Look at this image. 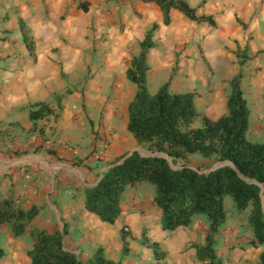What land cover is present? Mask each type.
<instances>
[{"label":"crops","instance_id":"0c3cea01","mask_svg":"<svg viewBox=\"0 0 264 264\" xmlns=\"http://www.w3.org/2000/svg\"><path fill=\"white\" fill-rule=\"evenodd\" d=\"M182 1L213 24L175 8L166 23L153 1L0 0V200L38 209L21 236L0 227V264H29L36 229L64 232V248L84 263L101 248L119 264H204L197 248L205 244L207 218L164 229L146 182L125 187L113 224L84 205L85 189L107 167L134 150L147 153L127 130L137 89L126 71L149 31L147 89L157 80L150 94L167 82L170 93H191L197 128L203 117L227 113L230 83L241 72L247 137L264 143V0ZM238 53L247 57L242 67ZM38 104L51 112L33 121L29 113ZM226 197L217 257L221 264H260L264 244H252L250 208L238 211Z\"/></svg>","mask_w":264,"mask_h":264},{"label":"trees","instance_id":"16d2710c","mask_svg":"<svg viewBox=\"0 0 264 264\" xmlns=\"http://www.w3.org/2000/svg\"><path fill=\"white\" fill-rule=\"evenodd\" d=\"M144 1L158 4L166 23L169 10L175 8L191 20L213 24L211 18H198L182 0ZM151 37L152 31H149L140 44L139 55L133 58L126 71L127 79L137 89L128 105L127 130L144 152L159 155L132 152L122 163L103 172L94 186L85 189L84 205L101 221L113 224L120 215L125 187L146 182L154 187L153 201L161 211L164 229L186 227L198 215L207 218L205 244L197 248V257L204 264H221L214 243L226 220V196L232 199L238 211L250 208L248 223L253 232L252 244H264L260 196L262 192L264 198V143H253L247 137L250 112L240 88L241 72L230 83L227 113L216 120L203 117L197 128L192 127L199 112L191 93H170L167 82L155 94H150L146 87L145 56L152 46ZM238 57L242 67L247 57L243 53H238ZM50 112L48 106L38 104L32 107L29 117L36 121ZM48 153L53 154L50 150ZM164 155L169 157L171 164ZM193 156L211 163H194ZM222 161L231 165L206 172L213 164ZM37 214L35 207L24 210L11 199L0 200V227L10 226L14 237L23 235ZM30 235L33 247L28 253L29 264H119L108 260L101 248L91 260L82 262L76 254L64 248V232L59 230L48 234L36 229L31 230ZM125 237L123 233V239ZM4 254L0 247V260ZM259 261L264 264V252Z\"/></svg>","mask_w":264,"mask_h":264},{"label":"water","instance_id":"95a60500","mask_svg":"<svg viewBox=\"0 0 264 264\" xmlns=\"http://www.w3.org/2000/svg\"><path fill=\"white\" fill-rule=\"evenodd\" d=\"M135 151V150H134ZM131 155V153H129V154H127L123 159H121L118 163H116L115 165H118V164H120V163H122L128 156H130ZM142 155H145V156H157V155H159L157 152H155V153H142ZM164 157L168 160V162L171 164V160L169 159V157L167 156V155H164ZM115 165H113V166H115ZM224 165H231V163L230 162H226V161H222V162H217V163H215V164H213L208 170H206V172H209V171H212V170H215V169H217V168H219V167H221V166H224ZM113 166H109V167H107L106 169H105V171L106 170H108L110 167H113ZM101 177L102 176H100L99 177V180L101 179ZM98 180V181H99ZM246 181H250V182H254L253 180H249V179H245ZM97 183V182H96ZM95 185V184H94ZM260 187H262L261 185H260ZM261 203H262V211H263V213H264V198H263V194H262V192H261Z\"/></svg>","mask_w":264,"mask_h":264},{"label":"rangeland","instance_id":"374dc122","mask_svg":"<svg viewBox=\"0 0 264 264\" xmlns=\"http://www.w3.org/2000/svg\"><path fill=\"white\" fill-rule=\"evenodd\" d=\"M156 81H157V80H153V81H150V82H149V87H148L149 93H152L151 90H152L154 87H156V85H157V82H156ZM150 89H151V90H150ZM193 126H194V125H193ZM16 152L19 153L20 155H23V154L28 153V150H27L26 148H25L24 150L17 149ZM192 158H193L194 162H196V163L201 162V159L198 158V157H196V156H193ZM210 163H211V162H209L208 164H210ZM226 199L229 200L230 203H231V202L233 203L232 199H231L229 196H227ZM202 216H203V215H202ZM124 232H126V231H124Z\"/></svg>","mask_w":264,"mask_h":264},{"label":"built area","instance_id":"2783aa9c","mask_svg":"<svg viewBox=\"0 0 264 264\" xmlns=\"http://www.w3.org/2000/svg\"><path fill=\"white\" fill-rule=\"evenodd\" d=\"M124 231H127V229L125 228Z\"/></svg>","mask_w":264,"mask_h":264}]
</instances>
